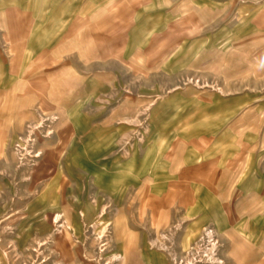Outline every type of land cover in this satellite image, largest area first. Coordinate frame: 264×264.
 I'll list each match as a JSON object with an SVG mask.
<instances>
[{
	"label": "rangeland",
	"instance_id": "374dc122",
	"mask_svg": "<svg viewBox=\"0 0 264 264\" xmlns=\"http://www.w3.org/2000/svg\"><path fill=\"white\" fill-rule=\"evenodd\" d=\"M154 150L264 179V0H0V264H193L207 229L195 264H264V182L220 227L149 219Z\"/></svg>",
	"mask_w": 264,
	"mask_h": 264
},
{
	"label": "crops",
	"instance_id": "0c3cea01",
	"mask_svg": "<svg viewBox=\"0 0 264 264\" xmlns=\"http://www.w3.org/2000/svg\"><path fill=\"white\" fill-rule=\"evenodd\" d=\"M84 94L76 97L75 100L80 99ZM98 119L97 116L91 118L89 124H98ZM146 152L151 153L152 150ZM98 153L95 152L93 155L97 156ZM153 153L139 155L138 159H134L133 156L131 167H137V176L133 174L129 176L130 181H127L128 184L131 182L129 187L147 190L146 193L153 202V212L149 213V219L154 216L155 220L168 218L172 220L179 216L174 213L175 216L172 217V212L177 210L176 212L179 211L185 216L184 218L193 219V221L198 219L204 224L208 222L218 224L224 215L229 214L233 220L237 221L242 204L237 203L235 198L241 194L251 197L253 193L254 196L255 190L251 188V184L256 181L258 184L264 182L263 177L261 178L259 174L256 176L259 172L256 171L257 168L243 172L241 152L230 154L233 156L232 159L226 157L225 152H207L204 162L186 159V163L182 166L177 163V160L169 161V165H166L168 161H162L160 152L154 150ZM180 153L169 152L167 155L186 156V152L181 155ZM141 170L144 172L141 173ZM144 173L148 175L143 181L137 180ZM247 204L248 202L243 205ZM161 210L165 211L163 215V212L160 213ZM60 218L59 214L56 215L55 221L60 222ZM217 226L220 227V223Z\"/></svg>",
	"mask_w": 264,
	"mask_h": 264
},
{
	"label": "built area",
	"instance_id": "2783aa9c",
	"mask_svg": "<svg viewBox=\"0 0 264 264\" xmlns=\"http://www.w3.org/2000/svg\"><path fill=\"white\" fill-rule=\"evenodd\" d=\"M216 237L213 229H207L204 233V240L198 250H195V255L192 257V263L199 261L213 260L215 257Z\"/></svg>",
	"mask_w": 264,
	"mask_h": 264
}]
</instances>
